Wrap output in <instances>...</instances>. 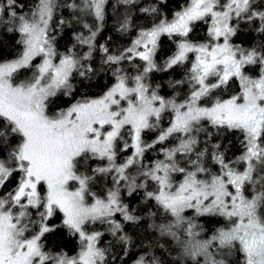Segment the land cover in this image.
Here are the masks:
<instances>
[{
  "label": "snow or ice",
  "instance_id": "snow-or-ice-1",
  "mask_svg": "<svg viewBox=\"0 0 264 264\" xmlns=\"http://www.w3.org/2000/svg\"><path fill=\"white\" fill-rule=\"evenodd\" d=\"M83 3L98 20L103 19L106 0H83ZM123 3H135V0H123ZM15 5L16 0L0 3V24L9 25L8 31L18 32L22 45L16 59L0 63V121H3L0 123V187L13 175L18 176L14 191L0 197V264H100L104 260V252L96 246L100 234H87L85 225L115 212H121L127 221L138 218L119 204L116 192L109 193L106 201L96 199L86 204L88 177L77 175L78 158L91 153L113 161L116 142L123 139L121 130L128 126L133 143L125 147L134 148V156L116 169L119 179L128 180L123 175L125 170L139 162L146 148L153 147L143 142L142 132L158 127V123L151 121L158 122L169 108L174 119L160 132L156 143L173 134H181L185 139L166 151L165 160L141 173L157 185L156 191L146 193V197L155 200L174 218L161 231L176 239L182 259L189 264H230L228 258L233 252L243 254L244 264H264V51L234 50L227 42L234 33L229 26L233 17L240 18L243 14L245 19L258 16L264 21V12L253 11L254 0H188V6L176 12L172 20L162 19L150 30L141 31L126 53L111 55L103 48L107 54L104 63L117 65L121 60L139 57L146 62L143 74L131 78L118 75L116 83L102 97L77 102L54 117L48 115L49 97L72 87L74 70L80 76L85 75L80 71L85 67L81 61L90 59L92 40L78 38L81 44L89 46V51L79 59L69 54L54 63L57 54L49 39V23L56 8L55 0H38L29 15L18 14ZM207 19L212 22L210 36L216 40L224 37V43L210 46L185 39L166 65L170 68L183 62L188 53L197 54L191 68L195 86L188 99L178 104L149 93L143 81L147 73L156 69L153 56L159 37L175 34L187 38L195 22ZM126 26L127 21L122 27ZM141 47L143 51L138 50ZM38 58L40 62L36 63ZM246 65L258 67V78L245 75ZM31 68L35 71L29 81L14 82V74ZM233 77L240 81L241 94L217 100L210 107L200 106L203 97L227 85ZM201 120L243 134L244 152L236 161L244 165L243 170L230 166L220 153L210 156L220 166L218 174L204 165V152L194 151L197 141L192 135L202 130L197 126ZM106 125L110 130L105 129ZM190 154L195 159L182 164L179 157ZM173 174L180 175L181 182L176 183ZM70 181H78L79 190L70 191ZM188 209L200 215H222L231 221V226L218 230L210 239H197L196 225L184 215ZM31 210H36L38 220ZM58 213L63 214L59 224L52 219ZM182 226L186 240L177 235ZM33 227L35 232L31 231ZM114 227L120 229L118 224ZM57 229L79 235L82 248L76 257L44 248L42 238ZM137 264L158 262L152 257L142 258Z\"/></svg>",
  "mask_w": 264,
  "mask_h": 264
},
{
  "label": "trees",
  "instance_id": "trees-1",
  "mask_svg": "<svg viewBox=\"0 0 264 264\" xmlns=\"http://www.w3.org/2000/svg\"><path fill=\"white\" fill-rule=\"evenodd\" d=\"M185 0H135V3L125 4L121 0H107L103 8V19L98 20L93 15L94 25H88L92 18L84 19L79 6H84L83 0H55L56 8L53 13L50 39L53 43L57 55H75V47L81 45L78 38L91 39L93 44L92 55L86 62L85 67L80 69L85 75H78L74 71L71 77L70 89L59 91L49 99V107L53 112H57L71 106L74 103L97 97L110 88L118 75L142 74L146 65L145 61L139 57L121 60L119 64L112 65L104 63L107 54L121 55L135 42L141 30L149 29L158 24L162 19L171 20L178 12L181 4ZM3 0H0L2 3ZM38 0H16L15 10L23 13L27 9L36 6ZM253 11L264 12V0H254ZM85 7V6H84ZM149 9V11H144ZM154 9V11H151ZM243 16V15H242ZM127 21V26L122 27ZM236 21V22H235ZM235 31L231 41L241 48L257 51H264V21L259 17L251 20L243 17L234 19ZM9 25L0 24V62L14 58L22 51L19 43L21 35L16 31H8ZM95 33V36H92ZM206 35V23L196 22L192 32L189 33L190 42L204 40ZM170 39V40H169ZM196 40V41H195ZM205 41V40H204ZM179 41L177 36H161L158 50L155 55L156 69L147 73L146 83L148 88L159 89L163 95L173 99L186 100L190 96L194 81L192 80L191 62L189 59L178 63L172 67H167V62L177 48ZM107 48L106 54L102 49ZM78 59L80 57L76 56ZM258 68L256 65L246 66V72H251L250 68ZM91 69V71L88 70ZM32 69V68H31ZM163 69V70H161ZM30 69H21L19 73H24ZM236 78H231L227 85L214 89L211 102L222 100L239 91ZM234 87V88H233ZM183 97V98H182ZM182 98V99H180ZM3 121H0L2 123ZM218 131L208 130L204 137H201L197 147L206 148L208 160L216 153L223 154L225 162H231L234 157L240 156L243 152V135L238 130L226 128H216ZM157 131L145 134L144 137L155 138ZM125 135V134H124ZM124 139L126 137H123ZM122 139L116 142V149L120 151ZM15 142V141H13ZM219 145V148H216ZM162 143H155L143 153V162L149 163L161 160V154L153 155L159 151ZM155 157V158H154ZM154 158V159H153ZM206 159V158H205ZM77 175L88 177L86 193L104 197L107 192L112 191L116 172L110 171L101 174L98 169L105 164V159L87 153L84 157L78 158ZM134 167H131L133 169ZM17 175H13L6 184L0 188V197H6L8 192L14 191L17 183ZM132 178V177H130ZM147 179V178H146ZM125 187L120 188V203L125 204L128 213L138 219L127 221L117 213L119 221L108 224L98 221L91 228L99 232L98 245L104 252V260L100 264H131L134 261L156 258L158 264H189L186 259H182L180 246L171 235L161 231L165 225L174 222L170 213L166 212L155 200L146 197L150 191L148 187H143L138 181L128 179L124 183ZM42 190V188H41ZM148 190V191H147ZM153 191V190H152ZM127 192V193H126ZM151 192V191H150ZM34 218L38 220L36 210H32ZM62 213H58L52 219L59 224ZM195 231H205L211 233L223 222L221 217L201 215L196 217ZM120 225L116 230L115 225ZM35 228L31 229L35 232ZM176 231V229H174ZM181 240L188 239L182 227L177 231ZM121 236L126 237L122 240ZM201 239V238H200ZM204 239V238H202ZM44 248L49 252L63 253L67 256L75 255L80 247L81 240L78 234H73L68 229H57L54 233L46 234L42 238ZM241 253L237 252L235 259H229L230 264H241Z\"/></svg>",
  "mask_w": 264,
  "mask_h": 264
},
{
  "label": "rangeland",
  "instance_id": "rangeland-1",
  "mask_svg": "<svg viewBox=\"0 0 264 264\" xmlns=\"http://www.w3.org/2000/svg\"><path fill=\"white\" fill-rule=\"evenodd\" d=\"M79 2H80V0H78ZM107 1V0H106ZM121 1H123V0H121ZM188 6V0H185L182 4H181V6H180V9L178 10V11H181L183 8H185V7H187ZM35 8H36V6H34V7H32L31 9H27L26 11H24L23 13H21V12H18V11H16L18 14H23V15H29L32 11H34L35 10ZM78 10H80L81 11V13H82V15H84V19H88L89 17L90 18H92V20L91 21H89V24L88 25H94V19L93 18H95V17H93V15L92 14H90V12H91V10H89V9H87L86 7H84V6H79L78 7ZM243 15V14H242ZM243 17V16H242ZM241 18V17H240ZM173 19V18H172ZM171 19V20H172ZM234 19H238L237 17H233L230 21H229V26L230 27H232L233 29H234V31H235V26H234V24H235V22L233 23V21H234ZM170 21V20H169ZM51 22H52V20L50 21V23H49V31H50V28H51ZM203 23H206V35H208V38L204 41H202V40H198L197 42H191V43H193V44H208V45H210V46H214L215 44H223L224 43V37H220V39H218V40H216V39H214V38H212L211 36H210V31H211V27H212V22H211V20L210 19H207L206 20V22L205 21H203ZM195 24H196V22H195ZM151 28H149V29H146V30H150ZM146 30H141V31H146ZM140 31V32H141ZM140 32H139V34L136 36V38L135 39H133L132 41H135L136 39H138L139 38V35H140ZM233 35V34H232ZM232 35H230L229 37H228V39H227V42H228V44L234 49V50H236V49H239V50H242V51H244V52H248V51H251V50H249V49H245V48H241V47H239V46H237V45H234L233 44V42L231 41V38H232ZM161 36H163V35H161ZM160 36V37H161ZM165 36H168V35H165ZM174 36H177V35H175V34H173L172 36H168V37H174ZM160 37H159V39H158V41H157V48H156V51L158 50V45H159V43H160ZM49 39H50V36H49ZM177 39H178V41H179V43H181L183 40H185V39H187V40H189V42L191 41V40H193V39H189V36L187 37V38H185V37H178L177 36ZM170 40V39H169ZM50 41H51V39H50ZM194 41V40H193ZM196 41V40H195ZM51 43H52V41H51ZM179 43H178V45H179ZM133 45H134V43L130 46V48L131 47H133ZM178 45H177V48H176V50L174 51V53L171 55V57H170V59L171 58H173L176 54H177V52H178ZM52 46H53V43H52ZM53 48H54V46H53ZM93 49V48H92ZM54 50H55V48H54ZM139 51H143V48L141 47V48H139L138 49ZM89 51V46L88 45H86V44H81V45H79V46H77V47H75V50H74V52H75V55L76 56H78V57H80L82 54H84V53H87ZM156 51H155V54H154V56H153V60H154V62H155V55H156ZM56 52V51H55ZM56 54H57V52H56ZM66 54H60V55H56V57H54V63H56V62H58V59L60 58V57H62V56H65ZM196 53H188L187 54V58L185 59V60H187V59H189L190 60V62H191V65H192V67H193V65L195 64V57H196ZM237 56L239 57V52L237 53ZM17 58V56L16 57H14V58H11V59H7V60H4V61H2V62H0V63H5V62H10V61H13L14 59H16ZM184 60V61H185ZM40 62V60H39V58L37 59V61H36V63H39ZM155 64H156V62H155ZM246 66H252V65H246ZM245 66V67H246ZM250 70H252L251 72H246L245 71V75H247V76H249V77H251V78H258V73H259V69L258 68H256V67H252V68H250ZM20 71V70H19ZM35 71V69L34 68H32V69H30V70H27V71H25L24 73H16V74H14V76H13V80H14V82H16V83H21V82H26V81H29L31 78H32V74H33V72ZM75 71V70H74ZM74 73V72H73ZM143 74V73H142ZM130 76V78L131 77H134V76H136V74L134 73V74H129ZM147 75L148 74H146L145 75V77H144V83H145V85L148 87V85H147V83L145 82L146 81V77H147ZM192 76H193V74H192ZM233 78H236V77H233ZM209 80L210 81H212V82H215L214 81V78L213 77H209ZM236 80H237V86L239 85V91H238V93H235V94H233V95H231V96H229V97H227V98H224V99H222V100H226V99H228V98H230V97H232V96H235V95H239V94H241L242 93V86H241V84H240V81H239V79L238 78H236ZM116 83V82H115ZM114 83V84H115ZM128 83H129V85L131 86L132 85V81L131 80H129L128 81ZM113 84V85H114ZM112 85V86H113ZM111 86V87H112ZM110 87V88H111ZM110 88H108L105 92H103L101 95H99V96H97V97H92V98H90V99H96V98H100V97H102ZM234 88V87H233ZM61 90H65V89H61ZM61 90H58L57 91V93L59 92V91H61ZM148 90H149V93H155V94H157V95H159L160 97H162L166 102H168V101H176L178 104L179 103H181V102H184V101H186V100H178V99H173V98H171L170 96H165V95H163L161 92H160V90L159 89H156V88H148ZM56 93V94H57ZM212 95L210 94L209 96H206V97H203L202 98V101H201V104H200V106H203V107H210L211 105H212V103H214V102H211V100H212ZM51 97H49V99H50ZM183 98V97H182ZM182 98H180V99H182ZM49 102V101H48ZM49 104L50 103H48V115L49 116H57V115H59L60 113H62V112H66L71 106H73L74 104H72L71 106H69V107H67V108H64V109H62V110H59V111H57L56 113L55 112H53V110L51 111V110H49V109H51L50 107H49ZM122 106H126L123 102H122ZM173 119H174V112L169 108V109H166L162 114H161V118H160V120L158 121V122H156L154 119L151 121V122H154V123H158V127H156V128H152V129H147V130H144L143 132H142V134H141V138H142V140H143V142L145 143V144H150V145H154L155 143H156V141H157V139H158V135L160 134V132L162 131V130H166L169 126H170V123L173 121ZM198 127H200L202 130L201 131H199V132H193L192 133V135H193V137H194V139L197 141V143H196V145H195V149H194V151H203L204 152V156H203V163H204V165L205 166H207L209 169H210V171L211 172H213V173H219V171H220V166L218 165V164H216L215 163V161L214 160H212V161H210V160H208V158L207 157H205V155H207V151H206V148L204 149V148H199V147H197L198 146V144H199V139L201 138V137H204V135H205V132L206 131H208V130H211V131H218L216 128L217 127H215V126H213L210 122H208V121H206V120H201L200 121V123H199V125H197ZM105 129H107V130H110V129H108V126L106 125L105 126ZM105 129H102V131H104ZM150 130L152 131V132H154V131H159V132H157V134H155V138H146V137H144V135L147 133V134H150ZM129 133V128H128V126H126L124 129H122L121 130V136L122 137H126L125 139L123 138L122 140V144H121V148H120V151H117V149H116V155H115V158H114V160L113 161H109L106 157L105 158H100L99 156H98V158H100L101 160H103V159H105V164L103 165V166H101L100 167V169L101 168H105V169H108V168H111V170L110 171H114V172H116L117 173V175L115 176V178L113 179V181H114V184H113V188H112V191H110V192H107L106 193V195L104 196V197H99V196H96V195H88L87 193H86V191H85V194H84V200H85V203L86 204H92V203H94L95 202V200L96 199H100V200H107L108 199V196H109V193H111V192H116L117 193V196H118V201H120L119 199H120V192H121V190H120V188H122V187H125V184L124 183H127L128 182V180H123V179H119V176H120V173H118L117 172V168L119 167V166H121L127 159H129L130 157H132V156H134V148H132V147H125V144H127V145H132V143H133V138H132V136L130 135V134H128ZM125 134V135H124ZM243 135V134H242ZM182 139H185V137H183L181 134H173V136H170L167 140H165V141H163V142H161L162 143V147H160L159 148V151H156V152H154L153 153V155L155 156V157H157L156 156V154L158 153V154H161V160H155V161H151L149 164L150 165H148V163H147V161L146 162H143L142 160H143V157H140L139 158V162L138 163H136V164H133L132 166H130L129 168H127L126 170H125V172H124V174L123 175H125V176H127V177H129V180H131L132 179V181H138V183H140L142 186H140V188H143V187H148L149 189H150V191L151 192H155L156 191V189H157V185H156V183L154 182V181H151V180H148V179H146V177H143L142 175H141V173L143 172V171H146V170H148V169H150V168H152L156 163H159V162H161V161H163V160H165V153H166V151L167 150H169V149H174L175 147H177L178 146V144L180 143V141L182 140ZM242 146L244 147V143H243V141H242ZM146 149H148V148H146ZM145 149V150H146ZM243 152H244V148H243ZM243 152H242V154H243ZM241 154V155H242ZM240 155V156H241ZM240 156H236V157H234L233 159H231L232 161L231 162H229L230 163V166H234L235 167V169L237 170V171H241V170H243V167H244V165L242 164V163H236V161L238 160V158L240 157ZM154 157V158H155ZM153 158V159H154ZM206 158V159H205ZM179 159H180V162L183 164V162L184 161H186V160H189V159H195V155L194 154H190V155H187V156H185V155H181L180 157H179ZM113 165L115 166V167H113ZM131 167H134L133 169H131ZM188 167L189 168H191L192 166L191 165H188ZM110 171H105V172H100L101 174H107V173H110ZM130 177H132V178H130ZM173 178H174V181L176 182V183H179V182H181V179H182V177L180 176V175H178V174H173ZM117 180H119V182H117ZM68 187H69V190L70 191H77V190H79V188H80V185H79V183H78V181H70L69 182V185H68ZM1 188V187H0ZM153 190V191H152ZM148 191V190H147ZM149 191V192H150ZM41 192H42V194H43V188H42V190H41ZM127 193V192H126ZM119 204L121 205V206H123V207H125V204H122V203H120L119 202ZM126 208V207H125ZM31 212H32V216L34 217V214H33V211L31 210ZM117 213H119L120 215H121V218H124V216H123V214L121 213V212H115L112 216H110V217H107V218H103V219H99V220H96V221H90V222H88L86 225H85V228H84V230H85V232L87 233V234H96V233H99L97 230H95L94 228L92 229L91 227L92 226H94V224L96 223V222H98V221H104V222H107L108 224H113V223H116L117 221H119V218H117ZM186 217H187V219L188 220H191L192 221V223L193 224H195L196 223V217L197 216H201L200 214H198L195 210H193V209H188V210H186L185 211V214H184ZM205 215H210V216H217V217H221L222 218V220H223V222L221 223V224H219V227L216 229V230H214L213 232H211V233H208V234H205V231H201V230H198L197 232H199V236L197 237V239H202V238H204V239H210L218 230H220V229H224V228H226V227H229V226H231V221L228 219V218H226V217H224V216H222V215H219V214H205ZM182 229H183V226H182ZM196 229V228H195ZM194 229V230H195ZM184 230V229H183ZM79 236V235H78ZM80 238V237H79ZM80 240H81V238H80ZM96 246L99 248V245H98V241H97V243H96ZM81 248H82V241H81V247H80V249H79V251L75 254V255H73V256H69V257H76L77 255H78V253L80 252V250H81ZM237 256V252H233L230 256H229V258L228 259H235V257ZM141 260V259H140ZM139 260H137V261H134L133 263H131V264H137V262H138ZM240 262H241V264H244V261H243V254L241 253V258H240Z\"/></svg>",
  "mask_w": 264,
  "mask_h": 264
},
{
  "label": "flooded vegetation",
  "instance_id": "flooded-vegetation-1",
  "mask_svg": "<svg viewBox=\"0 0 264 264\" xmlns=\"http://www.w3.org/2000/svg\"><path fill=\"white\" fill-rule=\"evenodd\" d=\"M233 23H234V21H233ZM234 26H235V24H234ZM207 38H208V35H207V37L204 40H206Z\"/></svg>",
  "mask_w": 264,
  "mask_h": 264
}]
</instances>
